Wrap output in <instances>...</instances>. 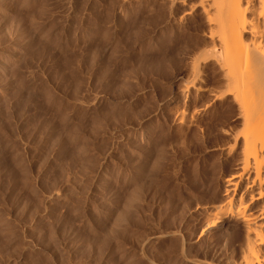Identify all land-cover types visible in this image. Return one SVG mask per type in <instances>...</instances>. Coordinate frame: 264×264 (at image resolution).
Instances as JSON below:
<instances>
[{
  "label": "rangeland",
  "instance_id": "374dc122",
  "mask_svg": "<svg viewBox=\"0 0 264 264\" xmlns=\"http://www.w3.org/2000/svg\"><path fill=\"white\" fill-rule=\"evenodd\" d=\"M179 1L0 0V264H198L201 239L226 264L235 227L199 232L234 162L212 149L228 99L185 102L198 11Z\"/></svg>",
  "mask_w": 264,
  "mask_h": 264
},
{
  "label": "bare ground",
  "instance_id": "6f19581e",
  "mask_svg": "<svg viewBox=\"0 0 264 264\" xmlns=\"http://www.w3.org/2000/svg\"><path fill=\"white\" fill-rule=\"evenodd\" d=\"M178 1L168 0V4L173 6ZM196 3L194 4L197 7L196 11H198V20L196 21L198 32L194 33L197 37L194 38L195 42L193 43L195 44L189 48L188 46L192 45L189 42L187 43L188 46L186 44L184 47L180 45L178 49L176 48L177 51L183 52H189L191 49L188 53L190 56L186 57L190 59L187 60L189 61V71L187 70L188 73H186L188 77L183 76L186 81L182 78L185 84L182 87L185 96L182 94L185 97V102H187L191 88L195 91L196 100L200 99L204 93L211 95V100L212 96L213 99L217 97L228 99V103H225L228 105L229 114L222 118L223 120H225L224 118L227 119L225 122L223 121V124L218 123L217 126L219 127L218 131L220 130L228 139L222 143L216 141L215 144L212 143L213 145H211L213 150L219 151L218 153L224 157V160L231 161L232 159L234 161L231 162L232 164L229 163L231 166L229 165L227 170H223V176H221L216 187L221 190L216 191L212 188L213 191L209 190L208 203L211 204V209L209 208L207 216L206 213L204 214L206 217L199 234H213L215 231L221 232L223 229H229L227 227H235L236 230L233 228L236 232L235 241L229 243L225 239L224 242L222 241V247L220 246L226 254L225 263L264 264V0H197ZM194 4L192 3L193 7H195ZM179 18L181 20L182 16ZM167 29H169L168 25H165V32L168 31ZM206 102L203 104L200 102V106H196L202 115L208 111ZM220 114L221 111H217L213 115H209L207 120L197 121L202 130L200 132L205 135L206 131L211 129L210 126L213 122H218ZM230 118L239 121V128L232 130L231 124H228L231 121ZM96 121L93 122L98 124L99 120ZM213 131L215 133L216 130ZM211 172L209 174H212ZM211 177L209 178L211 179ZM202 240L197 243V249H195L197 252H195L197 257L204 258L210 255L213 244H219ZM185 246L183 238L179 251H181L184 260L192 259L191 261L198 264H213L208 260H201V258L197 260L195 257V259L190 258L188 254L185 255L184 252H188V249L185 248L190 247ZM220 253L222 252L220 251ZM187 258L190 259L187 260Z\"/></svg>",
  "mask_w": 264,
  "mask_h": 264
}]
</instances>
